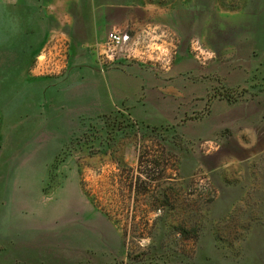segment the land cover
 <instances>
[{"label":"rangeland","instance_id":"obj_1","mask_svg":"<svg viewBox=\"0 0 264 264\" xmlns=\"http://www.w3.org/2000/svg\"><path fill=\"white\" fill-rule=\"evenodd\" d=\"M70 18L178 116H45ZM0 264H264V0H0Z\"/></svg>","mask_w":264,"mask_h":264},{"label":"crops","instance_id":"obj_2","mask_svg":"<svg viewBox=\"0 0 264 264\" xmlns=\"http://www.w3.org/2000/svg\"><path fill=\"white\" fill-rule=\"evenodd\" d=\"M96 21L70 18L66 22L61 39L69 47V57L62 72L45 78V116H108L122 112L140 119L178 116L175 102H180L181 93L175 92L174 103H168L165 93L158 90L169 88L165 80L160 83L142 64L130 59L103 63L106 34L99 33ZM103 21L109 24L107 17Z\"/></svg>","mask_w":264,"mask_h":264},{"label":"built area","instance_id":"obj_3","mask_svg":"<svg viewBox=\"0 0 264 264\" xmlns=\"http://www.w3.org/2000/svg\"><path fill=\"white\" fill-rule=\"evenodd\" d=\"M131 41L132 36L127 30H122L116 27L110 30L105 43V53L108 52V54L105 55L104 61L113 60L115 55L118 56V54L124 55V52H126V47Z\"/></svg>","mask_w":264,"mask_h":264},{"label":"clouds","instance_id":"obj_4","mask_svg":"<svg viewBox=\"0 0 264 264\" xmlns=\"http://www.w3.org/2000/svg\"><path fill=\"white\" fill-rule=\"evenodd\" d=\"M157 27H149L148 29H146L147 35L152 36V34L157 31ZM152 38H153V43L149 47L153 50L156 48H159L161 51V55L164 57H167V54L169 52V46H166L167 42H165V44L157 45L155 43V40L159 39L160 37L152 36ZM192 47L194 50L201 52V55H202L204 61L213 59L215 57V51L212 49L203 48L201 43L198 40H193ZM134 54L139 55V53H135V52H134ZM150 55H151V53H149V56ZM159 58L160 57H155L154 59H159ZM169 63H170V58L165 60L164 67L166 69L169 67Z\"/></svg>","mask_w":264,"mask_h":264}]
</instances>
